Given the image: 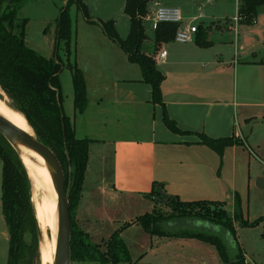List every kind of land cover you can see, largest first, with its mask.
<instances>
[{"label":"crops","instance_id":"obj_1","mask_svg":"<svg viewBox=\"0 0 264 264\" xmlns=\"http://www.w3.org/2000/svg\"><path fill=\"white\" fill-rule=\"evenodd\" d=\"M84 1L88 9L92 5L95 12L91 19L83 13L84 19L103 32L84 33L87 42L84 54L93 62L85 60L78 50L76 57L85 75L88 104L83 112L69 115L74 119L77 136L91 138L84 189L76 215L79 223L95 190L113 195L128 192L141 199L145 197L142 193L152 191L155 184L184 200H222L233 212L236 194L241 201L244 195L239 180L243 164L229 153L230 145L220 153L204 142L203 135L238 138L232 147L243 145L260 159L252 134H246L243 126L251 118L264 115V38L261 39V32H239L237 26L241 21L235 19L237 0H232L236 7L233 17L228 13L234 11V7H228L231 0L228 3L227 0H150L144 25L146 20H152L158 4H168L181 8L184 24L196 23L197 16L198 26L210 27L206 36L210 43L206 45L198 42L197 31L194 40L181 42L174 38L156 41L155 28L153 32L146 30L141 48L155 57L157 66L165 74L162 104L153 99L152 85L143 80L139 63L131 61L98 22L114 19L119 30L117 12L124 11L127 17L121 18L125 27L127 25L126 32L119 33L126 37L130 16L124 10L125 0H95L91 5L89 0ZM202 7H206L205 13ZM259 19L258 15L254 22L259 23ZM233 26L235 32H232ZM76 33L80 38V32ZM98 41L101 46L96 44ZM162 49L166 54L159 58ZM233 89L235 92H231ZM165 112L180 130L167 125ZM95 168L102 177L86 187L87 178ZM242 207L245 213L243 201ZM190 218L195 220L196 229L213 232L219 227L205 219ZM177 220L168 221L167 226L174 228ZM261 223L262 236L247 245L239 239L240 226L235 223L247 264H264V219L255 225ZM221 229L228 240L233 239L227 230ZM159 238L191 251L193 264H228L209 241L197 237L156 236ZM183 255L185 253L181 252L180 257Z\"/></svg>","mask_w":264,"mask_h":264},{"label":"trees","instance_id":"obj_2","mask_svg":"<svg viewBox=\"0 0 264 264\" xmlns=\"http://www.w3.org/2000/svg\"><path fill=\"white\" fill-rule=\"evenodd\" d=\"M75 1L79 9L91 19L84 0H67L56 19V47L61 40H65L68 49H71L73 21L70 5ZM149 1L125 0L124 10L130 16V30L126 37H121L114 19L98 20V22L106 34L126 51L129 59L139 63L143 80L152 85L153 99L164 104L162 82L165 74L157 66L155 57L141 48L147 36L143 18L149 11ZM263 6L264 0H240L239 20L254 22ZM16 17V7L11 8L8 5L0 9V88L7 94L8 103L25 115L38 138L57 153L65 170L66 183L70 179L69 166H71L69 202L72 260L131 261L128 245L121 235L122 229H116L103 246L102 243L92 239L90 232L82 227L76 217L84 189L91 138L77 136L74 119L63 108V93L59 79L63 68L62 59L56 53L53 56H46L28 45L24 31L25 20L20 32H15L13 29ZM177 26L175 22H161L155 28V40L173 39ZM209 29V26H198L199 43L203 45L210 43L206 37ZM71 69L74 107L77 112H83L88 104L85 75L76 61L71 63ZM164 119L173 130H180L176 121L166 112ZM203 138L204 142L220 153L238 140L233 136L212 138L203 135ZM0 157L3 162L2 211L9 231L7 264H33V254L35 251L39 252V224L32 201V181L21 157L1 132ZM146 195L158 202L163 201L171 206V210L165 212L155 207L125 224L138 222L151 234L197 237L213 243L221 258L228 264H247L237 239L235 223L239 222L244 226L255 225L264 217L254 220L245 218L239 194L235 196L233 212L224 206L222 200H184L178 195L162 191V188L156 184ZM183 217L201 218L222 226L236 242L237 251L234 257L230 254L226 240L218 233L167 226L168 221Z\"/></svg>","mask_w":264,"mask_h":264},{"label":"rangeland","instance_id":"obj_3","mask_svg":"<svg viewBox=\"0 0 264 264\" xmlns=\"http://www.w3.org/2000/svg\"><path fill=\"white\" fill-rule=\"evenodd\" d=\"M66 2L67 0H0V9H4L8 5H10L11 8L16 7L17 17L13 23L14 31L20 32L22 30L23 21L25 20L24 31L27 44L46 56H53L56 53L62 59L63 68L59 74V79L63 93V108L66 113L74 114L77 111L74 107V85L71 63L76 61L77 50L85 60L93 62L90 59V56H86V53L84 54V45L87 44L84 33L103 31H101L102 29H99L96 25L87 23L84 19L83 11L77 8L76 3H72L70 5L73 18L71 49H68L65 40H61L58 47H56L57 41L54 27L56 19L60 14L61 7L64 6ZM91 2L94 4L95 0H89L90 5ZM226 2L228 3L230 0H227ZM231 2L233 5L230 3V6L228 7H234V11L228 13H230V16L233 17V14L236 13V7L234 5V1L231 0ZM91 7L92 5L89 6L88 11L90 15L93 16L95 12H92ZM201 10L205 13L206 7H202ZM199 11L200 10H198V12ZM263 12L264 9H261L258 12V15L260 16L259 23L240 22L239 27L237 26V28H239V32H261V39L264 38ZM117 15H120L118 18L119 31L126 32L125 29L127 25L125 27V22L122 18L123 16L126 18L127 15L122 10L117 12ZM196 18L197 16L194 18V21L196 22L195 24L199 22ZM201 23L204 24V22H200V24ZM145 25L147 32H153L152 20H146ZM232 28V32H235V26ZM225 30L224 32H226ZM76 32H80V38ZM219 32L223 31L220 30ZM96 44L101 46V42L99 41ZM232 91L235 92L234 89L231 90V92ZM3 92L4 90L0 88V98H6L7 102H9L7 94ZM243 131H245L246 134H252L251 137L254 140L253 145L258 150L260 159L256 157L255 154L249 150V148L243 145L238 148L230 145L231 147L229 146L228 151L231 155H236V157H238L243 164L242 167H240L239 180L243 187L244 195L242 197V201L245 211L244 215L245 218L249 217L251 220H254L264 217V182L261 180L264 179V115L262 117H253L248 120V124L243 126ZM232 157L233 156H231V158ZM249 161L251 162L249 163ZM2 164L3 162L0 157V264H7L9 231L2 211ZM101 177L102 176L99 175L95 168V170L91 172L87 178L86 187H89V185L92 184V180L98 179L97 181H99ZM32 186V201L35 205L37 199L41 197L43 192L41 190H37L33 184ZM142 194L145 197L138 199L139 197L137 195L128 194V192L123 194L119 192L113 195L109 192L95 190L91 193L87 201L88 208L84 207L83 212L81 213L83 216L80 222L81 225L90 232L94 241L102 243L103 246L105 241L116 229H122L121 235L128 245L132 257L131 261L123 260L118 262H99L72 260L71 264H193L191 251L183 250L177 245H174V243L160 241V238L156 239V236L158 235L149 233L141 224H125L127 221L134 220L139 214L152 210L155 207L165 212L171 210V206L167 205L163 201L158 202L152 197L146 195V193ZM45 196L48 197L49 195L45 194ZM142 199L144 200L141 201ZM228 208L231 209V206L228 205ZM36 216L37 220H39V252H34L33 264H52L53 251L47 254L46 263L43 260V253L40 248L42 242L46 240L45 238L48 237V235H53L54 238V223H51L50 221L48 228L44 230L39 216ZM237 223L240 226L239 239L243 241L244 244H252L257 237L262 236L263 223L260 225L250 226H242L239 222ZM173 227L178 229H196L195 220L190 217L178 219ZM221 228L222 226L219 225L218 229L213 232L218 233L226 240L230 254L234 257V254L237 251L236 242L233 239L228 240L229 238ZM151 236L154 237L152 238ZM181 252L185 253L183 257H180Z\"/></svg>","mask_w":264,"mask_h":264},{"label":"water","instance_id":"obj_4","mask_svg":"<svg viewBox=\"0 0 264 264\" xmlns=\"http://www.w3.org/2000/svg\"><path fill=\"white\" fill-rule=\"evenodd\" d=\"M0 132L17 151L26 168L27 165L24 158L29 155L32 160L45 164L49 169L58 196V228L53 264H71V215L69 202L71 166H69L70 179L66 183L65 170L57 153L48 144L40 140L35 131L31 132L18 126L2 114H0Z\"/></svg>","mask_w":264,"mask_h":264},{"label":"bare ground","instance_id":"obj_5","mask_svg":"<svg viewBox=\"0 0 264 264\" xmlns=\"http://www.w3.org/2000/svg\"><path fill=\"white\" fill-rule=\"evenodd\" d=\"M0 114L6 116L8 119L24 129L31 132L34 131L25 115L21 111L12 108L8 104L6 98H0ZM24 160L27 165L32 184L37 190H41L43 192L41 197L38 198L35 203V214L39 216L44 230L48 228L50 221L51 223H54V238L53 235L47 234L48 237L45 238L46 240L44 239L45 241L42 242L40 248L41 252L43 253L44 262L47 263V254H49L51 251H53L54 262L56 234L58 228V196L55 184L52 175L45 164L32 160L29 155H27ZM45 194H48L49 196L46 197Z\"/></svg>","mask_w":264,"mask_h":264},{"label":"built area","instance_id":"obj_6","mask_svg":"<svg viewBox=\"0 0 264 264\" xmlns=\"http://www.w3.org/2000/svg\"><path fill=\"white\" fill-rule=\"evenodd\" d=\"M238 7H239V1ZM147 15V14H146ZM239 13L237 8V14L235 16L236 21L239 20ZM161 22H175L178 24L174 39L181 42L192 41L195 39V32L198 29V24L189 22L183 23V12L177 5L158 4L153 11L152 26L156 28ZM166 54V50L162 49L159 52V58H163Z\"/></svg>","mask_w":264,"mask_h":264}]
</instances>
